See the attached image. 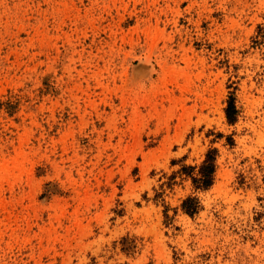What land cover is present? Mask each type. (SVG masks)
<instances>
[{"label": "rangeland", "instance_id": "374dc122", "mask_svg": "<svg viewBox=\"0 0 264 264\" xmlns=\"http://www.w3.org/2000/svg\"><path fill=\"white\" fill-rule=\"evenodd\" d=\"M0 264H264V0H0Z\"/></svg>", "mask_w": 264, "mask_h": 264}, {"label": "trees", "instance_id": "16d2710c", "mask_svg": "<svg viewBox=\"0 0 264 264\" xmlns=\"http://www.w3.org/2000/svg\"><path fill=\"white\" fill-rule=\"evenodd\" d=\"M225 112L230 124H235L238 121L240 110L233 93L228 97ZM223 136L224 135L220 132L216 134L217 138ZM227 143L231 146L235 145V139L232 135L227 136ZM219 156V148L212 146L207 149L200 163L189 164L185 162L184 158L173 162V164H180V167L166 176L167 179L163 182L162 186L167 185L173 189L175 185L182 183L184 180H189L191 182L194 193L185 197L181 203V208L185 213L195 216L201 211L202 203L200 197L195 193L198 191H206L215 184L219 167ZM162 195L163 192H157L155 199ZM168 209L169 207L167 206L165 213L166 218L170 217Z\"/></svg>", "mask_w": 264, "mask_h": 264}]
</instances>
